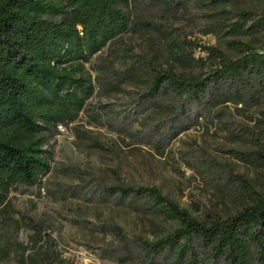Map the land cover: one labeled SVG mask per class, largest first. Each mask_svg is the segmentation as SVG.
<instances>
[{
    "label": "rangeland",
    "instance_id": "374dc122",
    "mask_svg": "<svg viewBox=\"0 0 264 264\" xmlns=\"http://www.w3.org/2000/svg\"><path fill=\"white\" fill-rule=\"evenodd\" d=\"M129 15L131 29L86 65L95 92L78 119L43 133L50 172L14 187L0 210V264H164L144 242L179 220L119 187H155L200 220L264 200L257 72L197 99L149 93L154 69L209 74L217 57L205 48L230 59L264 51V0H132Z\"/></svg>",
    "mask_w": 264,
    "mask_h": 264
},
{
    "label": "trees",
    "instance_id": "16d2710c",
    "mask_svg": "<svg viewBox=\"0 0 264 264\" xmlns=\"http://www.w3.org/2000/svg\"><path fill=\"white\" fill-rule=\"evenodd\" d=\"M229 2L232 0H219ZM132 0H0V210L18 185H37L51 170L45 131L76 121L95 92L87 70L94 55L131 29ZM234 30L243 31L239 24ZM204 76L154 69L151 95L197 99L218 81L244 87L254 71L264 80V51L237 59L214 48ZM145 194L157 211L179 220L169 235L144 242L164 264H264V200L206 220L193 217L155 188L119 187Z\"/></svg>",
    "mask_w": 264,
    "mask_h": 264
},
{
    "label": "built area",
    "instance_id": "2783aa9c",
    "mask_svg": "<svg viewBox=\"0 0 264 264\" xmlns=\"http://www.w3.org/2000/svg\"><path fill=\"white\" fill-rule=\"evenodd\" d=\"M63 125L62 124H59L58 127H62ZM42 189V192L45 193V188L44 187H41Z\"/></svg>",
    "mask_w": 264,
    "mask_h": 264
}]
</instances>
